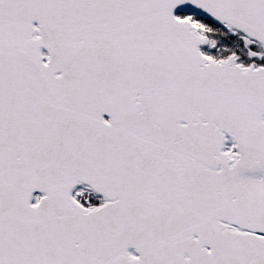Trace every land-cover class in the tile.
<instances>
[{
  "label": "water",
  "instance_id": "95a60500",
  "mask_svg": "<svg viewBox=\"0 0 264 264\" xmlns=\"http://www.w3.org/2000/svg\"><path fill=\"white\" fill-rule=\"evenodd\" d=\"M73 3L0 0V264H264V69L207 61L173 15L264 43V0Z\"/></svg>",
  "mask_w": 264,
  "mask_h": 264
},
{
  "label": "rangeland",
  "instance_id": "374dc122",
  "mask_svg": "<svg viewBox=\"0 0 264 264\" xmlns=\"http://www.w3.org/2000/svg\"><path fill=\"white\" fill-rule=\"evenodd\" d=\"M185 16H187V14L186 15H181V18H184ZM188 17V16H187ZM192 19V21L195 23V24H199V25H203V26H205L207 23H206V21L205 20H201V19H197L196 17H192L191 18ZM227 43V42H226ZM232 48V50H237L238 48H241V49H243V45H241V44H236L235 46H233V47H231ZM246 60H248V59H246Z\"/></svg>",
  "mask_w": 264,
  "mask_h": 264
},
{
  "label": "bare ground",
  "instance_id": "6f19581e",
  "mask_svg": "<svg viewBox=\"0 0 264 264\" xmlns=\"http://www.w3.org/2000/svg\"><path fill=\"white\" fill-rule=\"evenodd\" d=\"M60 6H61V9H62V10H65V9L67 8V6L64 5V4H60Z\"/></svg>",
  "mask_w": 264,
  "mask_h": 264
}]
</instances>
